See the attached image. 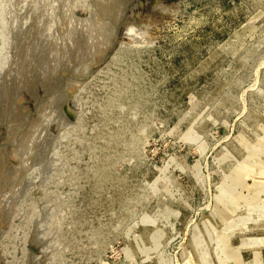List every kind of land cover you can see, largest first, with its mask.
Instances as JSON below:
<instances>
[{
	"label": "rangeland",
	"instance_id": "obj_1",
	"mask_svg": "<svg viewBox=\"0 0 264 264\" xmlns=\"http://www.w3.org/2000/svg\"><path fill=\"white\" fill-rule=\"evenodd\" d=\"M0 264H264V0H0Z\"/></svg>",
	"mask_w": 264,
	"mask_h": 264
},
{
	"label": "water",
	"instance_id": "obj_2",
	"mask_svg": "<svg viewBox=\"0 0 264 264\" xmlns=\"http://www.w3.org/2000/svg\"><path fill=\"white\" fill-rule=\"evenodd\" d=\"M120 23V22H119ZM110 49V48H109ZM71 72H73V71H71ZM46 86V85H45Z\"/></svg>",
	"mask_w": 264,
	"mask_h": 264
}]
</instances>
